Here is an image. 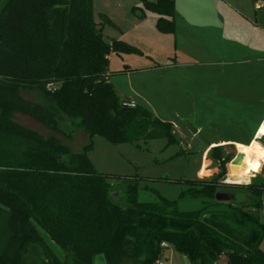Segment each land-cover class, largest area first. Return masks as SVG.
Listing matches in <instances>:
<instances>
[{
  "label": "trees",
  "instance_id": "1",
  "mask_svg": "<svg viewBox=\"0 0 264 264\" xmlns=\"http://www.w3.org/2000/svg\"><path fill=\"white\" fill-rule=\"evenodd\" d=\"M140 1L157 15L158 32H175L173 0ZM111 52L139 53L103 40L92 0H0V264H94L96 257L156 264L161 243L190 264H217L222 255L227 264H263L257 210L264 182L220 183L229 159L215 150L221 173L188 181L180 196L203 199L200 210L179 212L177 201L160 196L158 203L140 202L129 179L113 196L111 176L87 156L95 136L136 147L176 140L170 123L142 106L122 105L109 81ZM223 188L241 194L225 203L224 222L221 212L205 211ZM245 226L249 245L236 237Z\"/></svg>",
  "mask_w": 264,
  "mask_h": 264
},
{
  "label": "rangeland",
  "instance_id": "2",
  "mask_svg": "<svg viewBox=\"0 0 264 264\" xmlns=\"http://www.w3.org/2000/svg\"><path fill=\"white\" fill-rule=\"evenodd\" d=\"M173 1L176 29L173 34H162L155 26L157 15L140 0H92L93 19L103 40L122 41L139 51L108 55L109 81L119 100L134 102L170 123L176 142L168 145L165 139H153L140 141L136 147L132 143L111 144L95 136L87 156L98 173L111 176L116 199L122 193L117 188L125 184L123 179H129L138 184L140 202L158 203L160 196L177 201V210L186 212L205 205L203 199L187 193L180 198L190 188L187 182L210 181L221 173L214 150L221 159H229L228 184L248 185L229 182L243 179L229 174L245 167V154L239 150L241 144L236 145L235 153L226 144L231 140L247 143L249 132L256 127L253 121L264 115V1ZM16 119L24 122L19 115ZM185 121L196 134L185 127ZM237 151L243 154V161L240 167L229 169ZM201 171L206 174L200 175ZM252 182H264V161ZM225 203H212L205 210L206 217L217 211L222 214L220 221H226ZM257 216L264 223L262 206ZM248 229L237 230L242 233L236 237L244 245L251 242ZM168 250L174 251L170 245L163 249ZM258 250L264 264V236ZM160 262H164L162 256ZM94 264L105 262L96 257ZM217 264H227L226 256Z\"/></svg>",
  "mask_w": 264,
  "mask_h": 264
},
{
  "label": "clouds",
  "instance_id": "3",
  "mask_svg": "<svg viewBox=\"0 0 264 264\" xmlns=\"http://www.w3.org/2000/svg\"><path fill=\"white\" fill-rule=\"evenodd\" d=\"M260 5L258 4L257 7ZM264 131V121L260 123L259 130L256 132V136L259 137L261 132ZM239 150L243 152L244 155V165L245 167L242 170H237L232 172L229 175L231 177L239 176L243 179L230 180L232 183H243L250 184L255 173H258L261 169V161H264V147H261L256 143L255 140L249 146L238 145ZM201 171L200 175H205Z\"/></svg>",
  "mask_w": 264,
  "mask_h": 264
},
{
  "label": "crops",
  "instance_id": "4",
  "mask_svg": "<svg viewBox=\"0 0 264 264\" xmlns=\"http://www.w3.org/2000/svg\"><path fill=\"white\" fill-rule=\"evenodd\" d=\"M259 1V0H258ZM264 1V0H262ZM264 3V2H263ZM259 3H257L258 5ZM256 5V6H257ZM260 5V4H259ZM137 105V104H136ZM264 121V115L263 117L259 120V121H253V123L256 125L255 129L251 132H249V135H251L249 141L246 143L244 141H241V140H231V141H228L227 143L229 145L226 144V146H229L230 148L234 146L235 150H236V145L237 144H241V145H244V146H249L253 140L256 141V143L258 145H260L261 147H264V134H261L259 137L256 136V132L259 130V126H260V123ZM238 152V151H237ZM179 254L174 252V251H163V254H162V257H163V261L164 262H160V264H174V261L177 262L178 264H184L183 260H181L178 256ZM183 256V255H182ZM184 257V256H183ZM186 258V257H184ZM190 263V262H189ZM176 264V263H175Z\"/></svg>",
  "mask_w": 264,
  "mask_h": 264
},
{
  "label": "water",
  "instance_id": "5",
  "mask_svg": "<svg viewBox=\"0 0 264 264\" xmlns=\"http://www.w3.org/2000/svg\"><path fill=\"white\" fill-rule=\"evenodd\" d=\"M185 127L189 129L193 134H196L197 130L193 128L192 124L189 122L185 121ZM232 148V147H231ZM243 158V155L241 153H236L234 155V158L230 161L232 164L237 163L238 161H241ZM220 183H228L227 182V174L223 175L220 179ZM240 195H238L235 192H223L219 191L216 192L214 195V200L216 202L224 203V202H237L239 200ZM261 203H262V208L264 211V194L261 197Z\"/></svg>",
  "mask_w": 264,
  "mask_h": 264
},
{
  "label": "built area",
  "instance_id": "6",
  "mask_svg": "<svg viewBox=\"0 0 264 264\" xmlns=\"http://www.w3.org/2000/svg\"><path fill=\"white\" fill-rule=\"evenodd\" d=\"M123 106L131 107L133 108L135 106L134 102H123ZM162 248H165L167 245L165 243H161L160 245ZM156 264H160V260L156 261Z\"/></svg>",
  "mask_w": 264,
  "mask_h": 264
},
{
  "label": "bare ground",
  "instance_id": "7",
  "mask_svg": "<svg viewBox=\"0 0 264 264\" xmlns=\"http://www.w3.org/2000/svg\"><path fill=\"white\" fill-rule=\"evenodd\" d=\"M236 153H239V152H236ZM242 155H243V154H242ZM242 161H243V158L241 159V161H238V162H237V163H235V164H232V163L230 162V164H229V169H231V168H238V167H240V165H241Z\"/></svg>",
  "mask_w": 264,
  "mask_h": 264
},
{
  "label": "flooded vegetation",
  "instance_id": "8",
  "mask_svg": "<svg viewBox=\"0 0 264 264\" xmlns=\"http://www.w3.org/2000/svg\"><path fill=\"white\" fill-rule=\"evenodd\" d=\"M223 192H227V191H223ZM229 192H233V191H229Z\"/></svg>",
  "mask_w": 264,
  "mask_h": 264
},
{
  "label": "snow or ice",
  "instance_id": "9",
  "mask_svg": "<svg viewBox=\"0 0 264 264\" xmlns=\"http://www.w3.org/2000/svg\"><path fill=\"white\" fill-rule=\"evenodd\" d=\"M261 134H264V131H262Z\"/></svg>",
  "mask_w": 264,
  "mask_h": 264
}]
</instances>
